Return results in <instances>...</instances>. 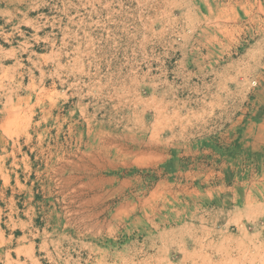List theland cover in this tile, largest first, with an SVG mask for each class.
<instances>
[{"label":"rangeland","instance_id":"1","mask_svg":"<svg viewBox=\"0 0 264 264\" xmlns=\"http://www.w3.org/2000/svg\"><path fill=\"white\" fill-rule=\"evenodd\" d=\"M0 264H264V0H0Z\"/></svg>","mask_w":264,"mask_h":264}]
</instances>
